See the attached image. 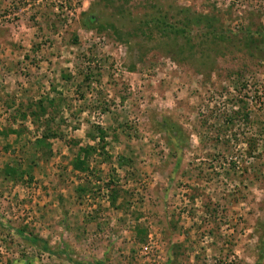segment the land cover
I'll return each instance as SVG.
<instances>
[{
  "label": "rangeland",
  "instance_id": "obj_1",
  "mask_svg": "<svg viewBox=\"0 0 264 264\" xmlns=\"http://www.w3.org/2000/svg\"><path fill=\"white\" fill-rule=\"evenodd\" d=\"M72 262L264 264V0H0V264Z\"/></svg>",
  "mask_w": 264,
  "mask_h": 264
},
{
  "label": "trees",
  "instance_id": "obj_2",
  "mask_svg": "<svg viewBox=\"0 0 264 264\" xmlns=\"http://www.w3.org/2000/svg\"><path fill=\"white\" fill-rule=\"evenodd\" d=\"M79 164H80V162L78 163V165H79ZM18 234H19L21 237L27 239V241H29L31 244H33V245H35V246H38V247H41L40 249H41L43 252H45V253H47V254H49V255H54V256H61V255H63V253H54V252H52V250H51L49 244H47V242L44 241V240H41V239H39V238H33V239H31V238H26V236H25V234H24L23 231H18ZM72 263H73V262H72ZM73 264H78V263H73Z\"/></svg>",
  "mask_w": 264,
  "mask_h": 264
}]
</instances>
